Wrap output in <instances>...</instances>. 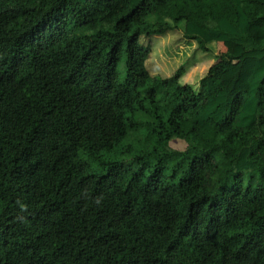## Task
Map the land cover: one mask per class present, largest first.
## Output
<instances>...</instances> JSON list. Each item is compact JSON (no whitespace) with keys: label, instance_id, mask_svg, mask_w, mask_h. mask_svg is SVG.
I'll list each match as a JSON object with an SVG mask.
<instances>
[{"label":"trees","instance_id":"trees-1","mask_svg":"<svg viewBox=\"0 0 264 264\" xmlns=\"http://www.w3.org/2000/svg\"><path fill=\"white\" fill-rule=\"evenodd\" d=\"M0 264H264V0H0Z\"/></svg>","mask_w":264,"mask_h":264},{"label":"rangeland","instance_id":"rangeland-1","mask_svg":"<svg viewBox=\"0 0 264 264\" xmlns=\"http://www.w3.org/2000/svg\"><path fill=\"white\" fill-rule=\"evenodd\" d=\"M181 38V36L179 34H175V33H169L167 35V37L165 39H159L157 40V43L155 45V50L157 52V57L154 61V67L151 68V71H153V74H163L162 76L166 77V75H170L171 74V63H170V59L166 58L165 54H164V47L167 46L169 43L173 42L175 43V40H179ZM218 55H221V61L223 62V64L225 65L226 68L230 67L232 64H234V61L228 60V58L226 57V47L221 44L218 45V50H217ZM214 63L213 62H207L204 63L201 67L194 69L193 71H191L187 77L183 80V83H188L190 84L192 87H194L195 89L199 88V80L200 77L205 75L206 72L208 71L209 67L212 66ZM119 72H120V77L121 79H124L125 77V66L124 63H122L119 67ZM148 119V117L142 118V122H146V120ZM256 130H249V131H245L244 133V138L246 139V142L249 143L250 140L252 139V136L254 133H256ZM145 137H146V131L145 130H141L138 133H135L134 135H131L122 145L120 148H118L116 150V152L113 154L114 158L121 160V161H125V162H130L132 160V156L128 155V154H122V151L129 145H133V146H138V145H145L146 141H145ZM170 146L172 148H174L175 150H179L182 151L184 150V148H186L187 144L179 139H175L171 142Z\"/></svg>","mask_w":264,"mask_h":264},{"label":"crops","instance_id":"crops-1","mask_svg":"<svg viewBox=\"0 0 264 264\" xmlns=\"http://www.w3.org/2000/svg\"><path fill=\"white\" fill-rule=\"evenodd\" d=\"M222 46L224 45V44H221ZM227 50V49H226Z\"/></svg>","mask_w":264,"mask_h":264}]
</instances>
